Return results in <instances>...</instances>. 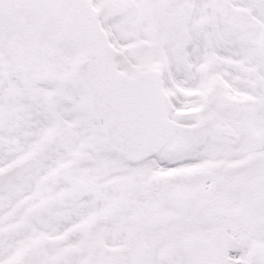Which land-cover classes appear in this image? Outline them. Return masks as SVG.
Segmentation results:
<instances>
[{"label":"snow or ice","instance_id":"1","mask_svg":"<svg viewBox=\"0 0 264 264\" xmlns=\"http://www.w3.org/2000/svg\"><path fill=\"white\" fill-rule=\"evenodd\" d=\"M0 264H264V0H0Z\"/></svg>","mask_w":264,"mask_h":264}]
</instances>
